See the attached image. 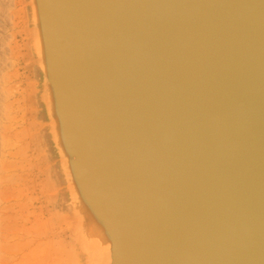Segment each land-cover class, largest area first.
<instances>
[{
    "label": "water",
    "instance_id": "water-1",
    "mask_svg": "<svg viewBox=\"0 0 264 264\" xmlns=\"http://www.w3.org/2000/svg\"><path fill=\"white\" fill-rule=\"evenodd\" d=\"M29 8L47 133L88 249L110 243L109 264H264V0Z\"/></svg>",
    "mask_w": 264,
    "mask_h": 264
},
{
    "label": "rangeland",
    "instance_id": "rangeland-1",
    "mask_svg": "<svg viewBox=\"0 0 264 264\" xmlns=\"http://www.w3.org/2000/svg\"><path fill=\"white\" fill-rule=\"evenodd\" d=\"M19 1L0 2L5 5L0 4V264H85L71 236L70 209L60 204L66 192L40 100L39 69L27 31L30 11L27 0ZM14 243L24 245L20 252Z\"/></svg>",
    "mask_w": 264,
    "mask_h": 264
},
{
    "label": "bare ground",
    "instance_id": "bare-ground-1",
    "mask_svg": "<svg viewBox=\"0 0 264 264\" xmlns=\"http://www.w3.org/2000/svg\"><path fill=\"white\" fill-rule=\"evenodd\" d=\"M2 0H0V2H1ZM4 1V0H3ZM8 0H6V2H7ZM19 1V0H18ZM10 2L11 1H9L8 3H6V4H8V5H10ZM20 2V1H19ZM1 4V3H0ZM4 3L2 2V4L1 5H3ZM12 4V3H11ZM27 4H28V7H29V0H27ZM24 5H25V1H24ZM4 7L3 8H5V5H3ZM23 6V5H22ZM26 6V5H25ZM1 8L2 7H0V11H1V14H2V11L4 10L3 8H2V10H1ZM23 8V7H22ZM21 8V9H22ZM24 9H25V7H24ZM6 10H7V8H6ZM23 10V9H22ZM29 11H30V8H29ZM0 14V15H1ZM23 14H24V11H23ZM26 14V13H25ZM24 14V16H26ZM4 15H5V13H4ZM6 16H7V14H6ZM9 16V15H8ZM23 16V17H24ZM1 17V16H0ZM2 18H3V15H2ZM4 19H5V17H4ZM7 19V18H6ZM8 19H9V17H8ZM26 18H24V20H25ZM23 20V21H24ZM26 21V20H25ZM25 21H24V23H25ZM30 22H31V14H30ZM24 26V25H23ZM27 29V28H26ZM28 33L30 34V37L32 38V42H33V34H32V31H31V24H30V26L28 27ZM27 31L25 30V33H27ZM26 35V34H25ZM27 37V36H26ZM29 37V36H28ZM27 37V38H28ZM27 38H25V39H27ZM28 42V41H27ZM28 44H29V42H28ZM33 45V44H32ZM30 46V45H29ZM30 48V47H29ZM29 48H28V50H29ZM30 51V50H29ZM31 54V53H30ZM29 54V55H30ZM30 58H32V57H30ZM29 59V58H28ZM33 59V58H32ZM34 61H35V63H36V57H34ZM32 61H31V59H30V63H31ZM33 63V62H32ZM33 65V64H32ZM35 65V64H34ZM34 73H35V71H34ZM37 81V80H36ZM36 83V82H35ZM33 86H34V84H33ZM37 87V86H36ZM39 90V89H38ZM37 93V92H36ZM36 101V100H35ZM35 104V103H34ZM35 108H37L36 106H35ZM44 112V111H43ZM44 122V121H43ZM47 126V125H46ZM40 128V127H39ZM1 129V128H0ZM1 131V130H0ZM1 135V134H0ZM47 135H48V133H47ZM48 139H49V135H48ZM0 140H1V137H0ZM49 141H50V139H49ZM2 142V141H1ZM50 147L52 148V151L54 152V155H55V158H56V162H57V170H58V156H57V154H56V152H55V150H54V148H53V146L51 145V141H50ZM52 172H54V171H52ZM58 173H60V170H58ZM56 175V174H55ZM52 177V176H51ZM55 178V177H54ZM54 180V179H53ZM58 180V179H57ZM64 188V187H63ZM18 189V188H17ZM23 189V188H22ZM23 190H21V192H22ZM25 191V190H24ZM17 194H18V192H17ZM25 194V193H24ZM59 196V195H58ZM63 201V202H62ZM30 202V201H29ZM60 204L62 205V207H63V209H66V208H69L70 210H71V207H69L67 204H66V194H65V196H64V198L63 199H61V201H60ZM29 205V204H28ZM60 205V206H61ZM78 209V208H77ZM69 210V211H70ZM70 213H71V211H70ZM78 216H80V218H81V220H82V222H81V226L82 227H78V224H77V221H75V218H74V216L72 215V213H71V216L70 217H72V219L71 220H73L72 221V225H71V236L73 237V240H74V242H75V246H77V248L79 249V251L81 252V254H82V256L84 257V262H85V264H87V259H88V256H89V262H90V264H109V262L111 261V258H112V255H111V251H110V243H107V242H105V245H106V248L104 247V250H103V252H102V250L99 248V246L102 248V245H101V242H97V246H98V248H99V252L97 251V250H95L94 249V251H92V250H90V249H88V244H90V237H89V234H87V229H86V227H85V225H83L84 224V219H83V214L82 213H80V212H78ZM32 220V219H31ZM71 222V221H70ZM88 226V225H87ZM24 227V226H23ZM88 229H89V227H88ZM21 231H23V230H25V227H24V229L22 230V229H20ZM19 229H18V231H20ZM27 231H28V228L26 229ZM32 230V229H31ZM90 230V229H89ZM16 232L15 233H17V230H15ZM29 232V231H28ZM33 232V231H32ZM70 234V233H69ZM28 235V234H27ZM29 235H31V234H29ZM28 235V236H29ZM15 236H17L16 234H15ZM24 236V235H23ZM27 236V237H28ZM17 237H19V235L17 236ZM21 237V236H20ZM31 237V236H30ZM35 237H36V235H35ZM22 238V237H21ZM29 238V237H28ZM81 238H82V242H83V244L85 245V248H86V250L89 252V255H87L88 253L86 252V250L84 249V246L82 245V243H81ZM36 240V239H35ZM19 241V240H18ZM37 241V240H36ZM57 241V240H56ZM20 242V241H19ZM30 242H32V241H30ZM57 242H59V240L57 241ZM18 243V242H17ZM22 243V242H21ZM26 243V242H25ZM24 243V244H25ZM33 243V242H32ZM56 243V242H55ZM103 244H104V242H102ZM15 244V243H14ZM27 244V243H26ZM25 244V245H26ZM28 244H30V243H28ZM27 244V245H28ZM42 243H40V245H41ZM58 244V243H57ZM16 245V244H15ZM43 245H44V243H43ZM42 245V246H43ZM51 245V244H50ZM17 246V245H16ZM22 246H24V245H22ZM21 245L20 246H17L18 247V249L17 250H19V249H21L22 250V247ZM29 246V245H28ZM15 247V246H14ZM20 247H22V248H20ZM12 249H16V248H12ZM85 250V251H84ZM30 251H32V250H30ZM29 251V252H30ZM14 252V251H13ZM15 252H17V251H15ZM19 252H20V250H19ZM33 252V251H32ZM27 253H28V251H27ZM44 253V252H43ZM47 253H48V251H47ZM37 254V253H36ZM19 255V254H18ZM28 255H30V254H28ZM40 255H41V253H40ZM47 255V254H46ZM14 256V255H13ZM22 256V255H21ZM30 256H32V255H30ZM37 256V255H36ZM36 256H34V257H36ZM27 257V256H26ZM25 257V258H26ZM40 257V256H39ZM60 257V256H59ZM14 258V257H13ZM45 258V257H44ZM44 258H43V260H44ZM49 259V258H51L50 256L48 257H46L45 259ZM56 258L57 257H55V260H56ZM30 259V258H29ZM40 259V258H39ZM52 259V258H51ZM50 259V260H51ZM58 259V258H57ZM24 260V259H23ZM26 260V259H25ZM59 260H61L60 258H59ZM80 260H81V258H80ZM32 261V260H31ZM41 261V260H40ZM45 261V260H44ZM47 261V260H46ZM26 262H28V261H26ZM43 263V262H42ZM41 263V264H42ZM48 262H46V264H47ZM56 263H57V261H56ZM59 263V262H58ZM49 264H51V263H49ZM64 264V263H63Z\"/></svg>",
    "mask_w": 264,
    "mask_h": 264
}]
</instances>
